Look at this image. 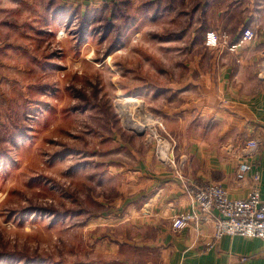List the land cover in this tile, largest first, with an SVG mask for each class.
Here are the masks:
<instances>
[{
    "label": "rangeland",
    "instance_id": "rangeland-1",
    "mask_svg": "<svg viewBox=\"0 0 264 264\" xmlns=\"http://www.w3.org/2000/svg\"><path fill=\"white\" fill-rule=\"evenodd\" d=\"M202 1L0 0V264H140L142 213L202 185L177 119L212 60Z\"/></svg>",
    "mask_w": 264,
    "mask_h": 264
},
{
    "label": "crops",
    "instance_id": "crops-1",
    "mask_svg": "<svg viewBox=\"0 0 264 264\" xmlns=\"http://www.w3.org/2000/svg\"><path fill=\"white\" fill-rule=\"evenodd\" d=\"M200 7L205 33L214 32L219 44L206 48L212 60L206 71L197 72L199 81L189 87L200 100L194 103V108L199 106V114L177 118L188 123L186 129L193 122L194 178L198 184L220 185L231 199H241L248 192L249 181L238 186L235 176L238 165L248 160L253 172L260 175V195L264 202V71L260 69L264 0H203ZM247 29L255 32L256 37L240 44ZM233 46L237 47L230 50ZM250 140L257 142V149L245 159L244 146ZM165 192L168 201L178 199V207L170 204L166 213H159L151 202L150 213H142L149 221L146 226L137 227V231H145L135 246L140 264H264L263 240L223 237L208 250L210 226L199 237L192 228L174 232L171 220L188 211L191 199L181 190L176 198V194L171 197L169 188ZM243 258L246 260L241 261Z\"/></svg>",
    "mask_w": 264,
    "mask_h": 264
},
{
    "label": "built area",
    "instance_id": "built-area-1",
    "mask_svg": "<svg viewBox=\"0 0 264 264\" xmlns=\"http://www.w3.org/2000/svg\"><path fill=\"white\" fill-rule=\"evenodd\" d=\"M255 37L256 33L252 30H244L239 43L250 42ZM218 42V37L214 32L206 34L205 45L207 47H216ZM236 47L233 46L230 50ZM261 56L263 60L260 69L264 71V50L261 52ZM156 144L166 147L168 150V146L164 144L163 140L157 141ZM256 149L257 142L248 141L244 146L243 157L250 158ZM166 155L163 156L166 163L175 169L173 157L169 158L168 153ZM252 169L253 165L248 160L241 162L237 167L235 176L237 185L242 186L249 181L248 192L241 199H231L222 186L215 184L191 186L186 189V194L192 198L194 206L187 213L178 215L171 220L172 230L180 232L192 228L196 236L199 237L203 229L210 226L212 236L206 244L208 250L213 248L223 237H241L264 241V202L260 195L261 181L259 173L253 172ZM244 260L246 259H241V261Z\"/></svg>",
    "mask_w": 264,
    "mask_h": 264
},
{
    "label": "bare ground",
    "instance_id": "bare-ground-1",
    "mask_svg": "<svg viewBox=\"0 0 264 264\" xmlns=\"http://www.w3.org/2000/svg\"><path fill=\"white\" fill-rule=\"evenodd\" d=\"M129 101H130V100H129ZM132 101H133V100H132ZM132 101H131V102H132Z\"/></svg>",
    "mask_w": 264,
    "mask_h": 264
}]
</instances>
